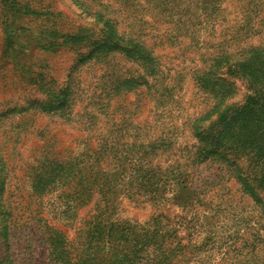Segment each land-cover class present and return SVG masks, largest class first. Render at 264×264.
I'll list each match as a JSON object with an SVG mask.
<instances>
[{"label": "rangeland", "instance_id": "1", "mask_svg": "<svg viewBox=\"0 0 264 264\" xmlns=\"http://www.w3.org/2000/svg\"><path fill=\"white\" fill-rule=\"evenodd\" d=\"M252 56L264 74V0H0V264H60L47 227L74 238L103 206L76 197L91 174L123 225L180 227L175 264H264V161L199 156L264 96Z\"/></svg>", "mask_w": 264, "mask_h": 264}, {"label": "trees", "instance_id": "2", "mask_svg": "<svg viewBox=\"0 0 264 264\" xmlns=\"http://www.w3.org/2000/svg\"><path fill=\"white\" fill-rule=\"evenodd\" d=\"M251 58L240 66L246 65L253 80L262 84L264 74L260 73L261 66L252 62L258 58ZM204 133L208 139L199 154L204 159L219 149H237L243 145L253 147L260 161H264V96L249 97L243 104L228 108ZM174 178L178 180L181 176ZM89 179L97 186L76 192V197L89 200L98 190L104 204L85 220L84 227L76 232L74 238H70L63 229L48 225L50 248L56 261L60 264H175L179 261L171 260L182 253L181 240L176 236L180 227L168 225L159 217L153 219L154 228L146 231L123 225L125 222L113 217L118 191L103 186L99 175L91 174ZM146 182L153 185L152 176L146 178ZM185 186L180 187L179 194L174 195L181 203L193 198L194 192L188 191ZM164 191L165 187L162 194ZM145 192L150 193L151 190L147 187ZM151 198H155V195L151 194ZM175 239L178 240L176 244ZM150 247L155 253L151 252Z\"/></svg>", "mask_w": 264, "mask_h": 264}]
</instances>
